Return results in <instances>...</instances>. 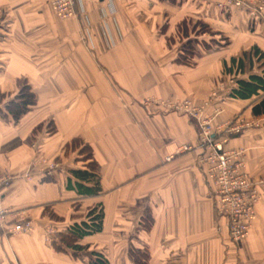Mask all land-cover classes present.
<instances>
[{
  "label": "crops",
  "instance_id": "obj_1",
  "mask_svg": "<svg viewBox=\"0 0 264 264\" xmlns=\"http://www.w3.org/2000/svg\"><path fill=\"white\" fill-rule=\"evenodd\" d=\"M220 3L84 0L76 17L60 19L49 0H0V173L12 178L0 209L33 225L29 233L12 234L7 227L14 219L8 216L0 229V264H89L98 256L107 264H137V258L144 264H264V183L249 236L232 242L198 163L197 121L142 105L150 95L201 103L220 86L225 98L204 113L212 116L220 105L213 127L238 113L260 120L229 145L244 148L252 178L264 177V114H251V100L226 98L231 58L252 45L264 50V27L249 23L241 8ZM230 9L234 16L226 14ZM200 20L210 32L187 31L188 22ZM216 34L229 43L216 44ZM189 40L193 63H178L176 55ZM256 67L250 70L245 62L244 74ZM18 79L28 81L36 104L16 122L3 106ZM46 120L55 125L53 134L43 126L34 131ZM37 135L40 152L60 156L65 171L27 180L23 170L37 153L31 146ZM75 138L92 148L102 187L97 196L66 187L68 169L82 167L76 151L70 157L62 152ZM179 145L189 149L177 152ZM99 203L102 230L79 241L85 248L76 257L70 249L56 250L58 232ZM46 227L55 233L47 235Z\"/></svg>",
  "mask_w": 264,
  "mask_h": 264
},
{
  "label": "built area",
  "instance_id": "obj_2",
  "mask_svg": "<svg viewBox=\"0 0 264 264\" xmlns=\"http://www.w3.org/2000/svg\"><path fill=\"white\" fill-rule=\"evenodd\" d=\"M83 1L49 0L55 13L60 18L77 16L78 12L83 11ZM220 2L222 7H228L229 5L247 7L251 15L264 18L262 1L256 0L252 4L247 0H220ZM218 96V92L214 90L208 101L205 100L201 105L193 104L190 101L167 104L173 105L168 109H172L175 112L184 109L185 113L191 114L197 121L198 147L201 150L198 163L203 167L206 181L210 189H212L213 205L217 214L226 219L227 232L232 241L237 242L248 236L256 217L255 205L261 197L260 189L257 186L258 181L252 180L244 168V151L241 148H227L225 143L230 135L239 134L241 131L244 132L247 127L249 128L254 124L248 119L233 117L220 123V126L213 127L212 123H209L212 122V118L203 119L200 115L204 114L205 107L209 106L213 101H222L218 100ZM220 112H222L220 105L216 106L212 116H216ZM166 158L169 160L170 156H166ZM33 165L34 167L38 166L37 161L33 162ZM57 166L58 164H51L45 168L42 166L38 170V174L45 175V177L52 175L55 169L58 168ZM59 170L62 171L60 168ZM32 177L33 172L28 167L23 174V178L30 180ZM10 184H12L11 176L7 172L2 171L0 173V195L11 186ZM9 215L14 221L8 225V232L17 234L18 232L29 233L32 231V220L16 217L17 213L4 209H0V229L4 228V223ZM54 233L55 230L53 228L46 227L47 235L50 236Z\"/></svg>",
  "mask_w": 264,
  "mask_h": 264
},
{
  "label": "trees",
  "instance_id": "obj_3",
  "mask_svg": "<svg viewBox=\"0 0 264 264\" xmlns=\"http://www.w3.org/2000/svg\"><path fill=\"white\" fill-rule=\"evenodd\" d=\"M182 26H184V22ZM183 31L186 33L185 29ZM189 44L188 42L186 43L188 46L187 50L182 49L181 52L176 55V60L178 62H186L182 54L190 52L192 46ZM245 62L248 63L250 70H252L254 66H257V71H251L250 74L246 76V74H244ZM227 69L230 73L233 70L234 73H237V76H235V86L232 88L231 92L227 94L226 98L251 100V114L254 116L264 114V50H262L259 45H252L249 50L245 49L240 57H232L231 65ZM35 97L28 82L23 81V84L18 88V92L14 95L13 99L6 102V117L9 116L13 121L17 122L19 118L36 103ZM0 111L2 113V110ZM70 145L71 147L73 146L72 150L76 151L75 160L77 162L80 161L82 167L68 169L69 176L67 178L66 187L69 189L72 188V190H75L78 195L82 197L101 194L102 187L99 182V173L97 172V164L92 155L93 151L91 146L78 138L72 139L65 144L64 148ZM78 206L79 204L77 202L74 203V208ZM102 208L100 203L90 207L80 220L71 222L62 232L59 231L57 239L60 245H58V242L55 240L52 241L56 250L67 251V249H70L72 256L76 257L78 252L85 248L79 241L85 236L102 230L104 218V210ZM149 217V213L146 212L144 218L151 221ZM149 224L150 222L148 225ZM90 263L107 264V261L102 258V256H98L97 259L90 261ZM137 264H144V262L137 258Z\"/></svg>",
  "mask_w": 264,
  "mask_h": 264
},
{
  "label": "rangeland",
  "instance_id": "obj_4",
  "mask_svg": "<svg viewBox=\"0 0 264 264\" xmlns=\"http://www.w3.org/2000/svg\"><path fill=\"white\" fill-rule=\"evenodd\" d=\"M247 1H249V3L250 4H252L253 2H256V0H247ZM258 1H262L261 3L264 5V1L263 0H258ZM259 5H261V4H259ZM49 6H51L52 7V5L50 4ZM229 7H231L230 5L227 7V6H224V7H222V8H224V9H228ZM232 8H238V9H240L241 8V10H239V11H242V13H245V15L247 16V18L249 19V23H251V21H253V22H259L260 24H262L263 25V27H264V22H263V19L264 18H262V17H260V18H258V16H253V15H251L250 14V11L247 9V7L246 8H244L243 6L242 7H236V6H232L231 7V9ZM52 9H53V7H52ZM229 10V11H227L226 12V14H230L231 16H234L233 15V10ZM53 11H54V9H53ZM54 13H55V11H54ZM56 14V13H55ZM56 16L58 17V18H60L57 14H56ZM236 16V15H235ZM76 17V16H75ZM66 18V17H65ZM65 18H60V19H65ZM71 18H74V17H71ZM234 21L236 20V18H234L233 19ZM262 20V21H261ZM233 21V22H234ZM261 21V22H260ZM183 22H185V20L184 21H182L181 23H183ZM200 22H201V24H192V23H187L188 25H187V31L189 30V29H191L194 33H196V32H199V33H201L203 30L205 31V29L207 30V31H209L210 32V29L208 28V26H206V24L203 22V21H201L200 20ZM233 22H232V24H233ZM263 22V23H262ZM235 23V22H234ZM204 24H205V26H204ZM186 27V24H184V28ZM179 29L181 30V29H183V26H181V24H180V26H179ZM160 30H161V28H160ZM192 32V33H193ZM193 33V34H194ZM215 39H216V44H218V45H227L228 43H229V38L228 37H225L224 35H217L216 34V36H215ZM190 43L191 44V46H192V42L189 40V41H184V43H183V45H182V48L181 49H188V46L186 45V43ZM189 44V45H190ZM192 48V47H191ZM192 50V49H191ZM191 54H193V53H191V51L190 52H185L184 54H182V57L185 59V61L186 62H188V63H193V62H191V60L190 59H192V55ZM175 61H177V60H175ZM178 63H182V64H185V62L183 63V62H178ZM228 73V75H229V78H228V82H229V88H228V90H229V92H228V94L231 92V90H232V88H233V86L232 85H234L235 83H236V77L235 76H237V73H234L233 72V70L231 71V73L230 72H227ZM23 81H27V80H23V79H18L17 80V87L15 88L16 90H15V92H13V95L11 94H9L8 95V100H7V102H9L11 99H13V97H14V95L18 92V88L23 84ZM28 82V81H27ZM232 86V87H231ZM31 87V86H30ZM31 89H32V87H31ZM217 91L218 92V100L220 99V100H223V98H225V97H223L222 95H220L221 93H220V86H217V87H215L212 91ZM33 91V90H32ZM212 91L210 92V94L208 95V98L206 97L205 98V100H207L208 101V99L210 98V96H211V93H212ZM36 98V97H35ZM156 100H159L160 101V103H158ZM205 100H203L201 103H195L192 99H189V98H184V97H178V95L177 96H175V97H173V98H166V97H164V99H161V98H157L156 96H153V95H150V96H148V97H146L144 100H142V105H144V107L145 106H147V107H149V106H152V107H154V106H158V107H163V108H165V111H168V112H175L174 110H172V109H168V108H170V107H172L173 105H169V104H167V103H170V104H173V103H178V102H184V101H190V102H193V104H196V105H201L202 103H204L205 102ZM7 104V103H6ZM6 104L3 106V108H4V110H5V106H6ZM36 104V103H35ZM34 104V105H35ZM33 105V106H34ZM32 106V107H33ZM31 107V108H32ZM30 108V109H31ZM150 108V107H149ZM214 109H215V107L213 108V111H214ZM184 109H182L181 111L180 110H178V112H180L181 114H185V115H187L189 118H192L193 116L191 115V114H188V113H185L186 111H183ZM212 111V112H213ZM177 112V113H178ZM27 113V112H26ZM25 113V114H26ZM200 116H202V118L203 119H208V118H212L211 120H213L214 118H215V116H211V115H207V114H202V115H200ZM233 117H242V118H245V117H243V114L242 113H238L237 115H235V116H233ZM193 119H194V117H193ZM202 119V120H203ZM247 120V119H246ZM251 123H253L252 125L253 126H260V120L259 119H256L255 117H250L249 119H248ZM210 123V122H209ZM220 123L221 122H219V124L216 126V127H218V126H220ZM43 126V128H41V129H43V132L44 133H46V134H53L54 132H55V125L53 124V122H52V120H46L44 123L42 122L39 126H37V128H35V130L34 131H36V130H40V127H42ZM257 126V127H258ZM54 128V129H53ZM241 134H243V131H241L239 134H232V135H230V137L228 138V141L225 143V145L227 146V148H234V147H230V145H229V142H230V140L231 139H233L234 138V136L235 137H237V136H239V135H241ZM38 137V139H39V141H38V139L36 140V139H34L33 140V142H31V146H32V148L34 149V151L35 152H37L36 153V155L35 156H32V158H30L29 159V162H28V165H27V167H26V169L25 170H27L28 169V167H29V169L31 168V170H32V172H33V176L35 175V174H37L38 173V170L42 167V166H44V168L46 167V166H48V165H51V164H58V168L57 169H55V171L54 172H57V171H59V172H62V171H65V167H64V165H63V163H62V159H61V157L60 156H57L56 155V158L54 157V158H52V157H48V156H44V153L42 154L41 152H40V140H41V137L39 136V135H37ZM70 142V141H69ZM68 143V142H67ZM66 143V144H67ZM198 143V142H197ZM65 147V145L62 147V152L64 153V154H66L65 156H68V157H70L72 154H74V152H75V150H72L73 149V146L71 147V145L70 146H68V147H66V148H64ZM176 148H178L177 149V152L180 150V151H186L187 149H189L187 146H185V145H182V146H180L179 145V147H176ZM199 148V147H198ZM235 148H241L243 151H244V156H245V150H244V148H242V147H235ZM199 150H200V148H199ZM76 153V152H75ZM200 154H201V150H200ZM174 157V154L172 155V156H170V159L171 158H173ZM244 159H245V157H244ZM35 161H37V163H38V166H35L34 167V165H33V162H35ZM245 161V160H244ZM245 166V165H244ZM59 168L62 170V171H60L59 170ZM25 170H23L24 171V173H25ZM53 172V173H54ZM247 172V171H246ZM23 173V174H24ZM247 174L248 175H250L248 172H247ZM48 176H51V175H48ZM22 178H23V176H22ZM251 179L252 180H257L258 181V183H257V186H258V189H260V186L261 185H263V183H264V177L263 178H258V179H254V178H252L251 177ZM206 185H209L208 183L206 184ZM209 188H210V186H208ZM261 190V189H260ZM259 190V192H260V197H261V191ZM214 200V199H213ZM260 201V198H259V200L257 201V203ZM256 203V204H257ZM256 206V205H255ZM215 207V206H214ZM216 210V209H215ZM216 214H217V211H216ZM255 214H256V210H255ZM219 216V215H218ZM251 231V230H250ZM249 234H250V232H249ZM249 234H248V236H249ZM229 235V234H228ZM247 236V237H248ZM247 237H245V238H243V239H241L240 241H242V240H244V239H246ZM229 238H230V236H229ZM231 239V238H230ZM231 241H232V239H231ZM232 242H234V241H232ZM237 242H239V241H237ZM237 242H234V243H237Z\"/></svg>",
  "mask_w": 264,
  "mask_h": 264
}]
</instances>
